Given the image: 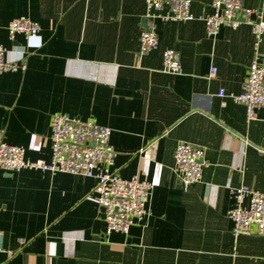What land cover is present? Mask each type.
Returning a JSON list of instances; mask_svg holds the SVG:
<instances>
[{
    "label": "crops",
    "instance_id": "obj_1",
    "mask_svg": "<svg viewBox=\"0 0 264 264\" xmlns=\"http://www.w3.org/2000/svg\"><path fill=\"white\" fill-rule=\"evenodd\" d=\"M213 1L192 0L193 20L151 22L145 0H0L6 58L26 62L0 74L6 141L49 161L55 113L95 118L112 129L114 171L155 185L149 217L108 234L95 179L0 171V264H264V235L235 238L228 216L232 189L264 193V108L249 120L230 97L255 58L264 67V34L258 42L242 23L208 35ZM242 1L264 18V0ZM17 17L38 22V37L11 41ZM144 19L159 38L148 53ZM166 49L179 52L181 75L163 71ZM181 142L205 150L203 178L189 186L174 171Z\"/></svg>",
    "mask_w": 264,
    "mask_h": 264
},
{
    "label": "built area",
    "instance_id": "obj_2",
    "mask_svg": "<svg viewBox=\"0 0 264 264\" xmlns=\"http://www.w3.org/2000/svg\"><path fill=\"white\" fill-rule=\"evenodd\" d=\"M147 18L153 22L160 18L170 21L195 19L191 12L192 0H145ZM213 13L204 17L208 35L214 36L221 26L236 28L242 23L253 27L257 41L264 34V18L255 10L247 8L242 0H214ZM164 9L166 11L164 12ZM149 25V24H148ZM8 36L14 41L17 35L26 39L38 37L41 26L27 17H17L7 26ZM159 46L154 29H143L140 35L141 53H148ZM7 49L0 42V74L26 69L25 60L10 62ZM163 71L181 75L183 67L178 51L163 52ZM215 69L212 72L214 75ZM224 96L223 90L219 93ZM230 97L246 107L247 118L252 120L256 111L264 108V67L254 59L247 79L239 94ZM51 159L31 160L25 149L6 141V133L0 130V171L16 172L35 169L51 174L68 173L96 180L94 199L106 222V232L128 234L136 223L150 215L149 200L155 185L139 177L123 179L114 171L117 152L111 143L112 129L97 122L95 118L81 120L67 114L55 113L51 119ZM205 150L191 143L181 142L175 151L174 171L184 185L198 183L203 178ZM235 205L228 212L233 222L232 233L240 235H264V193L246 185L232 189ZM0 239V250H2Z\"/></svg>",
    "mask_w": 264,
    "mask_h": 264
},
{
    "label": "water",
    "instance_id": "obj_3",
    "mask_svg": "<svg viewBox=\"0 0 264 264\" xmlns=\"http://www.w3.org/2000/svg\"><path fill=\"white\" fill-rule=\"evenodd\" d=\"M143 24H144V26H145V27H144L145 29H149L148 19H144V20H143Z\"/></svg>",
    "mask_w": 264,
    "mask_h": 264
}]
</instances>
